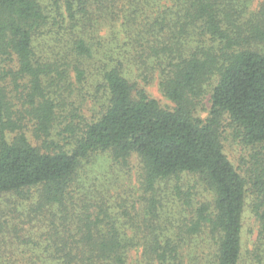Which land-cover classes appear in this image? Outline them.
<instances>
[{"label":"trees","instance_id":"obj_1","mask_svg":"<svg viewBox=\"0 0 264 264\" xmlns=\"http://www.w3.org/2000/svg\"><path fill=\"white\" fill-rule=\"evenodd\" d=\"M114 2L0 0V199L22 208L0 211V264H15L2 245L14 211L24 219L16 215L17 236L23 226L42 228L60 264H125L128 243L104 206L136 192L153 218L160 199L194 208V197L210 195L187 231L207 230L216 264H240L248 197L264 225V12L243 20L233 0H172L142 23L129 15L123 39L116 12L105 13ZM134 66L145 67L144 79L160 71L173 108L148 95ZM88 98L99 104L89 118ZM226 124L244 145L260 147L246 176L225 152ZM97 157L111 175L135 158L138 189L120 191V176L86 180ZM152 236V253L167 264L177 244Z\"/></svg>","mask_w":264,"mask_h":264},{"label":"rangeland","instance_id":"obj_2","mask_svg":"<svg viewBox=\"0 0 264 264\" xmlns=\"http://www.w3.org/2000/svg\"><path fill=\"white\" fill-rule=\"evenodd\" d=\"M92 1L96 3V0ZM114 1L109 9L105 10V13L111 16V13L116 12L118 15V18L113 22L114 31L121 38L125 36L122 32L125 27L122 24L130 22L128 19L129 15H137L138 21L142 23L145 20V15H150V13L155 15L172 5V0ZM231 7H233V10L241 13V15L243 12V16L241 17L243 20L249 18L255 19L260 11L264 12V0H233ZM93 22L105 23L103 20L97 19H93ZM105 25L102 31H99V35H104ZM108 29L111 30V26ZM144 68V66H134V78L140 86L144 87L148 95L156 99L163 108H173L174 104L163 95L160 89V71L156 70L152 72L148 79H144L140 76ZM74 77L75 75L73 74L72 79ZM78 87H76V90ZM209 99V96L205 98L196 113L202 119H206L209 115L211 106ZM97 106L99 107V104L96 99L88 98V104L85 107V111H83L85 117L89 118ZM226 127V133L223 137L225 152L235 167L246 176L248 169L254 162V156L260 147L244 145L233 128L227 124ZM138 168V161L135 158H131L129 168H118V173L115 171V175H111L110 162L103 157H97L94 162V170L89 172L92 178L86 180L97 181L99 184L100 180L109 179L112 181V178L120 176V191L122 189L128 190L129 187L137 190ZM194 182L195 180L191 179L187 184L192 185ZM173 186L174 182L168 185L163 184L161 189L165 194V191ZM197 187L202 191L199 184H197ZM166 196L170 197L169 194ZM201 196L198 195L193 198L194 208H189L176 199H160L156 218L146 215V201L139 200L138 192L130 196L114 195L112 199L107 201V207L104 206V210L107 211V215L110 218L109 222H114V225L125 237V243H128L127 246L125 245V264H166L165 262L158 261L151 251L152 233L154 231L160 233L161 236H169V241L178 246L173 258L167 264H216L214 258L215 245L212 238L207 234V230L204 231L203 229L200 235H190L187 231V226L190 225L193 218V211L199 206V202L211 201V196L205 192H201ZM15 202L12 198L0 199V211L6 209L4 211L5 214H8L13 208L20 211L22 208L18 207L19 204ZM254 202V197H248L243 215L240 264H264V225L256 215ZM97 211V208L92 210L94 212L93 218ZM16 215L19 217L21 223L24 220L20 218L21 214L19 212L14 211L13 216L8 215V227L4 228L7 237L2 242V245L12 253V257L14 258L12 261L15 264H60L54 260L53 256L49 257L48 244L41 238L42 228L31 225L23 226L24 231L20 232L19 236H17L16 233L18 232L14 229L18 223V220H15Z\"/></svg>","mask_w":264,"mask_h":264}]
</instances>
